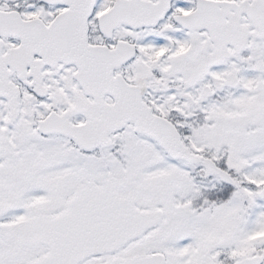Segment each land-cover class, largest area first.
<instances>
[{
    "label": "snow or ice",
    "instance_id": "1",
    "mask_svg": "<svg viewBox=\"0 0 264 264\" xmlns=\"http://www.w3.org/2000/svg\"><path fill=\"white\" fill-rule=\"evenodd\" d=\"M0 264H264V0H0Z\"/></svg>",
    "mask_w": 264,
    "mask_h": 264
}]
</instances>
